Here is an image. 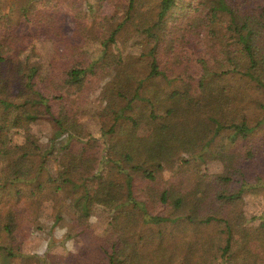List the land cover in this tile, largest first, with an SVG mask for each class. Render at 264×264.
I'll return each mask as SVG.
<instances>
[{
    "label": "trees",
    "instance_id": "16d2710c",
    "mask_svg": "<svg viewBox=\"0 0 264 264\" xmlns=\"http://www.w3.org/2000/svg\"><path fill=\"white\" fill-rule=\"evenodd\" d=\"M117 1L95 0V5ZM126 1L125 23L132 21L129 31L142 38L135 44L142 53L129 54L102 88V101L114 114L118 105L121 119L96 137L78 114L93 81L115 65L92 62L83 47L86 38L96 35L100 11L87 4L95 18L90 27L87 17L80 21L75 15L79 0H0V238L5 241L0 243V264H14L16 258L36 264H195L191 255L196 250L209 256L199 264H264V213L248 219L244 204L247 194L263 190L264 184L248 181L243 156L238 158L233 149L264 121L250 126L241 108L254 102V91L264 94V0ZM37 12L43 22H34ZM68 12L77 17L73 36L65 31ZM125 27L111 30L115 44ZM32 31L53 40L55 57L47 66L28 54L25 32ZM180 41L190 55L179 51ZM204 47L199 55L197 49ZM215 59L223 67L217 78L238 79L244 83L240 89L226 84L216 97L202 94L208 62ZM80 60L85 69L70 73ZM178 64L185 74L200 64V74L189 75V80L195 78L189 82L180 74L169 79L168 72ZM174 79L181 82L173 85ZM162 81L168 85L162 87ZM73 93L80 97L70 103ZM130 93L124 106L117 104ZM134 108L141 112L122 117V111ZM151 111L161 117L152 121L158 132L141 139L140 122ZM122 119L124 126L118 125ZM40 120L52 129L46 149L32 132ZM15 133L24 135V146L13 145ZM261 142L264 147V138ZM184 147L202 161L208 154V159L222 158L223 172L199 176L195 183L189 171L164 181V163ZM51 154L56 169L48 162ZM90 183L97 184L96 200ZM45 198L57 209V223L76 222L66 240L85 237V253L48 252L43 259L13 253L11 245L24 236L25 225L36 223V203ZM94 217L104 223L100 232L91 230ZM213 229L220 230L219 237L207 241ZM238 250L249 257L241 260Z\"/></svg>",
    "mask_w": 264,
    "mask_h": 264
},
{
    "label": "rangeland",
    "instance_id": "374dc122",
    "mask_svg": "<svg viewBox=\"0 0 264 264\" xmlns=\"http://www.w3.org/2000/svg\"><path fill=\"white\" fill-rule=\"evenodd\" d=\"M6 1V0H3ZM11 2H16L17 0H9ZM91 4L94 6L95 10L100 11L99 24L95 25L96 27V35L92 37H88L84 40L83 47L87 51L89 55V59L92 62H102L105 63L107 60L109 62L114 63L115 65H108L104 71V74L101 75L99 78L93 81V85L90 87L87 93V101L83 104L81 111H79L78 118H80L81 122L84 123L83 126L90 130L96 137L100 135V130H108L110 126L119 119L117 115L120 114V111L117 107L118 113H112L111 107L107 105V102H103L101 98V91L102 88L108 84V81L111 80L113 69L122 67L125 64V60H127L129 54H141V47L135 45L137 42L138 44L142 43V38L139 37L135 30L129 31L131 27L130 21L128 24L125 23L127 20V11H128V4L126 0H118L116 3H108L105 2L101 7L96 8L95 0H79L77 5V13L75 15L79 18L80 21H84V18H88V22L91 23L90 27L94 23V12L87 8V4ZM36 17L34 18L35 23L43 22L44 17L41 13L37 12ZM72 13H67L66 21L64 23L65 31L68 36H73L76 32V19ZM76 17V18H77ZM126 24V27L118 34L114 41H117L116 44L113 42V39L110 38L111 30L115 28L117 25ZM33 25V24H32ZM35 25V24H34ZM98 26V27H97ZM28 35V38L25 40V46L28 44V54L32 56V59L35 62H40L43 66H47L48 63L55 57V51L53 46V40L51 36L48 34L46 35H36L35 32H25ZM80 35V34H79ZM81 36V35H80ZM86 36V35H85ZM203 40V39H202ZM202 43V42H201ZM179 47L181 49L179 51L188 52L190 55L189 47L185 46V42L179 43ZM186 48V49H182ZM206 47L203 49L198 48L197 53L200 55L201 52H204ZM33 51V54H32ZM37 57H36V56ZM182 59V57H180ZM80 64L78 61L71 66L70 73L75 70H84L85 64L83 61L80 60ZM185 61H181L183 65ZM180 65V64H178ZM182 65L177 66L173 65L172 70L168 72L169 79H172L175 74H180L186 81H194L195 78L189 80V75L200 74V64H197L194 67L193 71H188L191 73H184V69ZM208 70L210 71L209 75L205 76V81L203 83L202 94L203 95H210V96H218L222 87L226 84L232 86L235 89H240L238 85L241 84V81L238 79L230 78H217L216 74H219L223 67H221L219 60L215 59L212 62H208ZM165 70L167 68L165 65H162ZM198 68V69H197ZM146 68L143 70L145 72ZM142 71V72H143ZM143 72V74H145ZM174 72V73H172ZM193 72V73H192ZM74 73V72H73ZM147 74V73H146ZM91 76L88 74L87 77ZM199 79V78H197ZM181 82V80L174 79L173 85H177ZM155 83L159 86L160 80H156ZM94 84L97 86L95 87ZM244 83L242 82L241 85ZM162 87L168 85L165 81L161 82ZM154 87L153 85L148 88ZM238 87V88H237ZM75 92V91H73ZM133 93L126 94L124 98L119 97V104L121 107L126 104ZM254 102L249 105H241V108L246 110L249 119L250 126H256L258 122L264 119V94L259 91H254ZM80 97V93H73L70 99V103H75L77 99ZM69 103V104H70ZM141 112L140 109L137 110H130L127 112H121L122 117L132 113L133 111ZM158 115L154 114L152 111L146 116L142 118V121L139 125V133L138 136L141 139H148L153 134L158 132L156 125L152 121H157L160 119ZM127 123L126 120H121L118 125L124 126ZM32 132L35 134V141L39 142L38 145L44 149L50 146L49 138L52 135L51 127L48 122L45 121H38L32 125ZM12 130H16L13 128ZM94 130V132L92 131ZM264 138V121L262 125L256 130L255 134L247 141V142H238L233 146V149L238 153V158L241 159L244 164L245 174L249 182L255 184H264V147L262 145V139ZM102 143L103 140H100ZM220 143V141H217ZM216 142V144H218ZM12 143L15 146L25 145L26 140L24 139V135H20L15 133L12 136ZM213 148L215 147L212 146ZM212 149V148H211ZM217 149H213L212 152H216ZM253 152V156L248 155V152ZM197 154L194 153L189 147H184L181 153L171 159L170 161L164 163L163 171L161 172L162 178L164 181H168L173 178H180V174L186 171H189L190 175L192 176L193 182H197L199 176H206L211 177L215 174H221L224 169V163L222 162V158H211V154H208L205 158V161H202L200 158L195 157ZM240 160V159H239ZM48 162L53 169L57 168V163L55 158L51 154L48 157ZM120 178L118 177V180ZM91 189V197L93 200L97 198V184L90 183L89 184ZM254 192H249L245 197V212L246 217L248 219L251 218L252 215H261L264 213V189H259L257 191L253 190ZM257 191V192H256ZM36 210L38 215V220L32 226L25 225L24 229V236H18V240L16 243L12 244L11 247L13 248L14 254H25L27 256H37L38 258L43 259V257L48 253L52 252L55 254H64L69 252L75 253H85L84 249L88 244V241L85 237L78 235L72 238L71 240H66V232L69 230H74L76 222L74 223L71 220L62 221L57 223V209L54 207V204L51 200L48 199H40L36 203ZM37 222H40V227H38ZM95 223L91 230L93 232H100L104 228V223L98 218L94 217L93 222H90V225ZM251 223V222H250ZM254 224V223H253ZM255 225V224H254ZM85 229L84 227H82ZM255 229V226H254ZM80 230V229H78ZM76 231V230H74ZM220 230L214 229L210 230L206 236L207 241L212 242L213 240L219 237ZM3 237L0 238V243L5 244V241L2 240ZM2 240V241H1ZM185 240V239H184ZM202 243V241L200 242ZM88 247V246H87ZM203 247L206 252L209 251L208 246H200L199 249ZM2 250H0L1 252ZM185 254H188L186 249H183ZM198 250L194 252L191 257L192 261L196 262L195 264H199L204 259H209V256L205 255L202 256V250L198 253ZM239 252V250H238ZM239 256L241 257H249L246 255L245 252H239ZM253 262V258H249V263ZM14 264H36L33 260L29 259H14Z\"/></svg>",
    "mask_w": 264,
    "mask_h": 264
}]
</instances>
